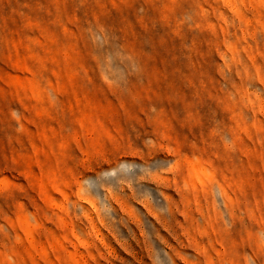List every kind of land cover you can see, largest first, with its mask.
Listing matches in <instances>:
<instances>
[{"label":"rangeland","instance_id":"1","mask_svg":"<svg viewBox=\"0 0 264 264\" xmlns=\"http://www.w3.org/2000/svg\"><path fill=\"white\" fill-rule=\"evenodd\" d=\"M0 264H264V0H0Z\"/></svg>","mask_w":264,"mask_h":264}]
</instances>
